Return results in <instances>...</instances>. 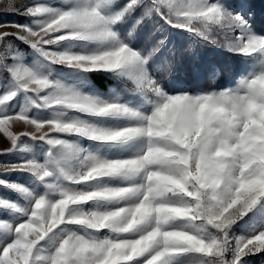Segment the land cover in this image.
I'll list each match as a JSON object with an SVG mask.
<instances>
[{
    "label": "snow or ice",
    "instance_id": "obj_1",
    "mask_svg": "<svg viewBox=\"0 0 264 264\" xmlns=\"http://www.w3.org/2000/svg\"><path fill=\"white\" fill-rule=\"evenodd\" d=\"M0 11L25 18L0 22L15 29L0 32V155L18 158L0 168L24 174L0 179L15 196L0 195V264L264 257V25L252 0H0ZM205 51L242 59L228 86L211 87L221 70ZM185 54L208 89L172 80ZM98 78L116 83L101 91Z\"/></svg>",
    "mask_w": 264,
    "mask_h": 264
},
{
    "label": "rangeland",
    "instance_id": "obj_2",
    "mask_svg": "<svg viewBox=\"0 0 264 264\" xmlns=\"http://www.w3.org/2000/svg\"><path fill=\"white\" fill-rule=\"evenodd\" d=\"M32 0H18V3H31ZM123 2V0H121ZM253 3V10L255 11V20L254 25L256 27V30L259 32L261 30V26L264 25V2L262 0H252ZM5 21H17V22H25V18L20 15L15 14H6L2 11H0V22ZM153 25L151 23L147 24L140 33L141 39L143 36L151 30ZM15 31V29L10 27H0V32H12ZM173 40L178 44L180 48L186 47V44L182 41L181 36L177 34L175 31H173ZM139 46V42L137 44ZM20 49L27 52L29 51L26 46L20 45ZM201 61L202 64L206 63L209 66L212 64H215L217 67L221 70V75L217 79L216 83L214 85H211V87L214 88H221L226 87L228 84L234 80L235 76L239 73V70L241 68V65L243 63L242 59L240 57L231 56L228 55L224 56H215L210 51H205L201 53ZM225 61H228V66L225 67ZM201 65H194L192 60L188 57L187 54H185V61L184 64L177 69L175 73L172 74V80L176 83L177 86H184L185 90H196L197 88H203L208 89L210 86V82L208 80L207 75V69H204L202 72V79L198 78L194 67H200ZM109 83L106 84V87H101L100 85L96 86L101 91H106L107 87L109 85H113L116 82L113 80L108 79ZM24 128L22 125L16 126L13 131L21 132ZM31 130V129H29ZM27 140V138H24ZM10 147V143L0 134V151L7 149ZM5 162H18V158L16 156H10V155H0V163ZM24 174L19 172H12L11 174H5L4 169L0 168V179L5 180H23ZM0 195L8 196L15 198L14 194L10 191H6L2 188H0ZM237 232H240V229H237ZM250 264H264V257H253L250 258Z\"/></svg>",
    "mask_w": 264,
    "mask_h": 264
},
{
    "label": "trees",
    "instance_id": "obj_3",
    "mask_svg": "<svg viewBox=\"0 0 264 264\" xmlns=\"http://www.w3.org/2000/svg\"><path fill=\"white\" fill-rule=\"evenodd\" d=\"M107 81H108V79L98 78V79L94 80V83H96L97 85H100L101 87H106V84L109 83Z\"/></svg>",
    "mask_w": 264,
    "mask_h": 264
}]
</instances>
